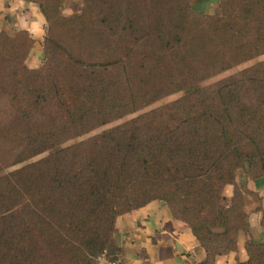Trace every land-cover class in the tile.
<instances>
[{"label": "trees", "instance_id": "obj_1", "mask_svg": "<svg viewBox=\"0 0 264 264\" xmlns=\"http://www.w3.org/2000/svg\"><path fill=\"white\" fill-rule=\"evenodd\" d=\"M24 1L46 21V61L59 71L32 82L34 40L0 35V137L10 124L15 163L49 152L0 176V264L118 262L116 218L153 201L190 229L200 264L236 252L250 232L244 200L221 191L245 165L264 184V62L206 94L192 86L264 54V0H222L205 24L190 0H84L70 17L64 0ZM178 91L183 102L56 148ZM244 249L238 264H264V242Z\"/></svg>", "mask_w": 264, "mask_h": 264}, {"label": "rangeland", "instance_id": "obj_2", "mask_svg": "<svg viewBox=\"0 0 264 264\" xmlns=\"http://www.w3.org/2000/svg\"><path fill=\"white\" fill-rule=\"evenodd\" d=\"M83 1L84 0H64L61 11L62 15L65 17H70L76 14L77 11L80 10ZM236 1L238 2V0ZM190 2L192 5L193 12L198 17L199 19L198 21L201 24H205L206 23L205 21H207L208 18L210 17L218 18L222 16V0H190ZM47 29H48L47 23L45 21L43 26V32H41L39 28L37 29V34H39L38 37L39 41L38 42L36 41L37 43L33 42L32 47L29 50L23 62V65L27 69L38 71L40 73V77H38L36 80H32V82H47L48 75H52L54 74L55 71H59L54 69L55 65L53 66L52 61L51 62L46 61L44 44H45V39L47 38ZM21 30L23 29H19L15 25L8 26L6 20L0 17V35L4 33L12 37L17 33H19ZM263 62H264V54L259 55L250 61L238 64L214 76L198 81L192 86V90L195 91L197 89L199 93L206 94L211 89H213V87L217 85L219 82H222L231 77H236L242 71L251 69L255 67L257 64ZM117 73H119V71H117ZM262 80H264V75H262ZM110 83L111 85L116 84V82H110ZM187 97H188V93L186 94L183 91H178L172 94L165 95L159 98L157 101L145 107H142L137 111L127 114L121 118L112 119L107 123H105L104 125L95 127L86 133H82L74 137H70V138L67 137L65 139H62L58 143V146L56 148L58 149L68 148L86 142L92 139L93 137L100 135L104 131L121 126L132 119L152 113L154 111L161 110L164 107H168V106L171 107L177 104L178 102H183ZM2 128H3V133L1 134L0 137V159L3 161V166L2 169L0 170V176L12 172L14 170H17L27 164L36 162L46 157L49 154V152L46 151L38 156L24 159L20 163H15L19 159L20 148H18V146L11 145L10 142L7 141L10 140L11 137L10 135L12 134L11 132L13 128L11 127L10 124ZM247 170H248L247 165H245L244 168L238 169L235 172V180H234L235 185L224 186L222 188L221 195L228 199L232 197L234 190H238L242 193L244 200L243 209L247 216L250 232L249 234H245L243 232L238 233L236 252L229 253L225 256L215 257L214 262L217 259L219 260V264H238L240 262H244L243 260L246 261L247 259V255L244 249L245 243L247 241H252L254 243L264 242V230L260 227L262 213L264 212V184L259 187L256 186L254 181L249 177ZM162 203L165 205L164 202ZM113 248L115 250L117 249L114 239V231H113ZM200 249H202V251L204 252L203 248L200 247Z\"/></svg>", "mask_w": 264, "mask_h": 264}, {"label": "crops", "instance_id": "obj_3", "mask_svg": "<svg viewBox=\"0 0 264 264\" xmlns=\"http://www.w3.org/2000/svg\"><path fill=\"white\" fill-rule=\"evenodd\" d=\"M0 17L39 41L37 29L43 32L45 20L34 3L0 0ZM114 239L119 264H200L205 257L190 229L157 201L118 216Z\"/></svg>", "mask_w": 264, "mask_h": 264}, {"label": "built area", "instance_id": "obj_4", "mask_svg": "<svg viewBox=\"0 0 264 264\" xmlns=\"http://www.w3.org/2000/svg\"><path fill=\"white\" fill-rule=\"evenodd\" d=\"M94 264H119L117 261L108 257L106 253H103L99 257L96 258Z\"/></svg>", "mask_w": 264, "mask_h": 264}, {"label": "water", "instance_id": "obj_5", "mask_svg": "<svg viewBox=\"0 0 264 264\" xmlns=\"http://www.w3.org/2000/svg\"><path fill=\"white\" fill-rule=\"evenodd\" d=\"M163 204V203H162Z\"/></svg>", "mask_w": 264, "mask_h": 264}]
</instances>
